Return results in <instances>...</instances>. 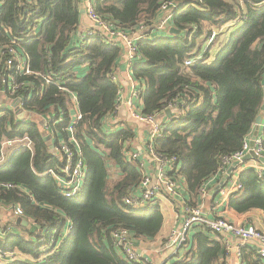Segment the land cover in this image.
<instances>
[{"label": "trees", "instance_id": "1", "mask_svg": "<svg viewBox=\"0 0 264 264\" xmlns=\"http://www.w3.org/2000/svg\"><path fill=\"white\" fill-rule=\"evenodd\" d=\"M93 4L100 17L128 33L140 25L150 31L136 41L132 65V76L141 86V111L153 114L171 108L154 148L177 158L185 189L197 197L202 182L218 171L221 158L241 149L261 112L264 0H93ZM81 9L82 0H0V95L6 90L2 79L11 56L7 49L13 47L27 57L32 71L18 77L26 110L56 117L62 112L68 118V91L76 94L82 119L75 133L86 166L82 196L61 195L47 173L60 163L44 141L40 120L36 115L20 119L7 104L0 107V145L3 138L23 135L33 144V152L20 148L0 166V209L19 206L27 221L3 223L18 230L0 239L3 249L28 257L8 264H150L128 260L111 239L118 227L127 228L133 238L154 236L161 214L156 205L147 215L141 209L151 205L132 207L122 201L141 179L137 160L123 152L134 134L127 129L106 134L102 123L116 102L118 85L109 75L123 51L99 36L80 43ZM166 11L170 16L166 29L153 32V23ZM170 25L178 33H169ZM228 27L232 30L224 43L207 44L212 29L220 30V37ZM188 59L193 62L185 65ZM85 64L86 70L81 69ZM44 74L58 77L66 90L45 83ZM262 122L264 146V115ZM112 168L119 176L110 183ZM252 171L248 168L241 175L247 193L231 200L234 209H264V182L255 174L246 177ZM69 223L72 228L66 232ZM199 229V253L192 264H223L222 240L205 226Z\"/></svg>", "mask_w": 264, "mask_h": 264}, {"label": "built area", "instance_id": "2", "mask_svg": "<svg viewBox=\"0 0 264 264\" xmlns=\"http://www.w3.org/2000/svg\"><path fill=\"white\" fill-rule=\"evenodd\" d=\"M165 5L162 9H165ZM82 14L91 23V26L86 27L85 30L78 34L80 43H84L89 37L99 36L103 38L107 43L111 45L122 46L124 53L125 72L129 82V90L127 95L123 92V87L118 83V78L115 75V68L110 73L109 78L117 83V95L116 102L111 112L103 120L102 128L106 134L114 133L125 128H117L119 122L117 121L118 111L121 106H124L127 115L134 121L142 123L147 128L146 136V152L149 156L150 162L154 164L152 171L148 173H141V179L126 196L122 198L124 205L132 207H144L154 205L162 198L173 200L180 195L182 185L179 174V161L174 156H166L157 152L154 148L156 140L162 137L163 130L166 122H163V117L167 107L161 113L144 114L138 104H141V86L140 83L132 76V65L136 59V41L147 38L150 31L148 28L140 25L139 28L128 33L127 31L118 28L111 21L100 17L94 9L93 0H82ZM168 16L163 17L159 21V28L166 25ZM11 55L6 61L7 75L2 79L3 84H6V90L2 94L7 95L5 97L6 104L13 109L18 118L28 119L32 115H36L42 125L43 136H50V144H53V148L50 149L57 161L60 163L58 168L51 167L47 173L50 174L56 182L58 192L66 198H72L78 196L85 184L86 166L83 158V154L80 150L79 142L76 137V127L82 119V114L78 108V99L76 94L68 91V107L70 109V115L67 118L66 115L59 113L56 117L54 113L49 114H35L32 111H28L24 108L25 92L20 90L24 88L23 82L18 80L19 76H23L32 71L29 68L28 59L25 55H20L15 52L13 47L7 49ZM192 59L186 60L185 65H190ZM43 78L45 83L55 85L58 89L66 90L63 84L58 80V77L53 78L51 74H44ZM3 97V95H0ZM5 104V105H6ZM13 104V105H12ZM179 113L178 111L176 114ZM64 123V124H58ZM107 124V129H105ZM56 127V131L53 127ZM57 127H60L58 129ZM251 136V135H250ZM246 137L240 150L225 155L221 158L218 171L211 177L218 178L224 177L227 174L228 168L234 163L237 165L245 162L244 157L253 152V156L259 158L264 157V146L262 135H256L253 138ZM253 142V145L251 143ZM130 141L124 144L123 152L132 160H138V153L133 151L129 147ZM127 146L129 148H127ZM20 148H27L33 152V144L27 135L21 137H14L12 139L3 138L0 145V160L6 158V160ZM9 151L8 155L4 153ZM253 170L256 178L264 182V163L255 159L253 163L248 165ZM247 166V167H248ZM246 165L241 167V170H245ZM182 177V176H181ZM210 177V178H211ZM209 178V179H210ZM202 182L199 187L198 196L201 199L207 196L209 190L210 180ZM6 187H11V184H4ZM220 194L226 197H230L235 192L242 188V182L238 177L233 180L232 173L229 174L228 179L224 184L219 187ZM231 194V195H230ZM230 195V196H229ZM184 201V200H183ZM156 205V204H155ZM12 210L14 218H23V211L19 206H13L11 208H4V210ZM8 211V210H7ZM181 225L178 228L173 229L166 241V247H174L175 254L186 249L189 245V232L194 226H205L213 234H223L225 255L235 254L238 258L242 256V250L251 245L255 246L257 259L261 264H264V232L256 229L253 226H244L241 224L232 223L223 217H212V214H205L202 211L201 205H190L183 202L181 209ZM72 228L69 223L66 226V232ZM13 231L12 226L0 225V239L5 238ZM111 239L113 245L118 248L121 253L130 261L133 262H147L148 259L137 253L135 250L132 235L129 230L124 227H118L112 230ZM28 259V257L20 255L16 250H4L0 244V264H8L16 261L17 259Z\"/></svg>", "mask_w": 264, "mask_h": 264}, {"label": "crops", "instance_id": "3", "mask_svg": "<svg viewBox=\"0 0 264 264\" xmlns=\"http://www.w3.org/2000/svg\"><path fill=\"white\" fill-rule=\"evenodd\" d=\"M164 12H160L158 19L153 23V32H159L164 31L166 29L167 23L162 28H159V21L164 17ZM170 17L169 15H167ZM83 19L81 22L80 28H78V32H82L85 30L86 27L91 26V23L86 17L83 15ZM169 21V18H168ZM167 21V22H168ZM230 26V25H229ZM172 27L171 25L168 27ZM229 29V27H228ZM229 29L225 35H221V40L219 44L226 41V37H228L229 33L231 32ZM218 44V45H219ZM218 45H215L212 48L211 55L213 56L215 51L218 49ZM120 46L122 49V46L120 44L116 45ZM122 52V50H121ZM81 69L86 70V64L81 66ZM115 75L118 78L119 85L123 87V92L125 95H127L129 90V82L128 78L126 76L125 72V62H124V53H121L120 59H118L117 64L115 66ZM4 96V94H2ZM5 98L0 97V107L5 105L6 103ZM141 108V105L138 104ZM264 115V113H263ZM117 121L119 124L117 125V128H125L129 130L132 134H134V138L130 141V149L133 151H136L138 153V168L140 175L141 173H148L152 171V167L154 166L153 162L151 163L149 160V156L146 152V136H147V128L142 123H139L137 121L132 120L128 115L127 111L124 106H121V108L118 111L117 114ZM163 117V122L168 121L166 116ZM263 124V122H262ZM262 124L258 127V134L262 135ZM256 127L254 126L252 132L248 135V137L253 138V133L256 130ZM105 129H107V124H105ZM257 134V135H258ZM251 135V136H250ZM263 137V135H262ZM249 138V139H250ZM251 143V142H250ZM253 156H250L245 160L243 164L236 165L233 167V170L231 171L233 180H235L237 177L241 180L242 173L248 169L251 168L248 165L254 162ZM261 163H264L263 161H259ZM246 165L245 170H241V167ZM232 166V165H231ZM248 166V167H247ZM230 168V167H229ZM113 170V168L111 169ZM115 177L114 179H118V173L116 170L114 171ZM253 171L250 173L248 172L246 174L247 176H253ZM223 178V177H222ZM221 177H211L209 180V190L207 193V196L203 199L197 195L192 196L188 193V191L185 189L184 185V177L180 176V181L182 185V189L180 192V195L174 198L173 200H168L165 198H162L158 202L154 203L156 204V207L158 206V209L161 214V224L159 226V230L157 233H155L154 236L144 237V236H138L133 239V244L135 247V250L137 253L141 254L143 257L147 258L148 261L146 263L150 264H192L195 262L198 258L199 253V233H200V226H194L192 230L189 232V245L186 249H182L178 253L175 254L176 249L174 250V247H166V241L170 234V232L180 227L181 225V214L180 209L183 204V202H188L189 200L192 201V205H201L202 211L205 214H212V217H223L224 219L235 223V224H241L244 226H253L256 229L264 232V209L260 207H251L249 209L245 210H237L234 209L230 202L231 200H235L239 197L244 196L247 193L246 186H244L242 182V188L235 192L234 194H230V197H226L223 194H220V188L218 185L220 184V181L222 180ZM261 187H259V190ZM264 190V189H263ZM184 200V201H183ZM186 200V201H185ZM151 208H143L141 211H144L145 214L150 215ZM4 211H0V223L3 225V223H10L13 220H16L17 218L14 217H6L5 218ZM202 227V226H201ZM13 231L18 232L16 228L13 227ZM218 238L222 240L223 244V250L225 249L224 245V235L223 234H216ZM215 235V236H216ZM224 253V252H223ZM247 260L254 261V264H261L260 261L257 259L255 246L251 245L247 247V249L243 252L242 256L238 258L235 254H230L229 256L222 255V261L223 264H245L247 263ZM145 263V262H144Z\"/></svg>", "mask_w": 264, "mask_h": 264}, {"label": "water", "instance_id": "4", "mask_svg": "<svg viewBox=\"0 0 264 264\" xmlns=\"http://www.w3.org/2000/svg\"><path fill=\"white\" fill-rule=\"evenodd\" d=\"M81 12H83V10H81ZM169 33H178V29H176L175 27H170L169 28ZM263 85H264V80H263ZM13 105V104H12ZM260 113L257 115V117H256V119H255V131H254V133H253V139H254V137L258 134V127L262 124V120H263V113H264V100H263V103H262V105H261V107H260ZM170 113H171V110L170 109H167L166 111H165V114L166 115H170ZM50 136L49 135H45L44 136V141H46L47 143H49L50 144ZM251 145H253V142L251 143ZM53 148V144H50V149H52ZM250 156H253V152L252 151H249V153L244 157V160H246L247 158H249ZM253 158L254 159H258L259 161H263V158L264 157H259V158H257V157H255V156H253ZM238 164V162H234L233 164H232V166H230V168H228V170H227V174L222 178V180L220 181V184L218 185V187H221L223 184H224V182L228 179V177H229V174L231 173V171L233 170V167L234 166H236ZM16 223H21L22 225H27V221L25 220V219H22L21 217H18L17 219H16Z\"/></svg>", "mask_w": 264, "mask_h": 264}, {"label": "rangeland", "instance_id": "5", "mask_svg": "<svg viewBox=\"0 0 264 264\" xmlns=\"http://www.w3.org/2000/svg\"><path fill=\"white\" fill-rule=\"evenodd\" d=\"M164 17H166L167 16V11L166 12H164ZM219 32H221L220 30H217V29H212V31H211V33H210V35H209V39H208V41H207V44H216V43H219L220 42V38H221V36L219 37V35H220V33ZM218 34V36L216 37V35ZM168 120H169V118H167ZM4 153H6L7 155H8V153H9V151L8 150H6ZM4 162H6V158L4 157V159H1L0 160V166L2 165V163H4ZM109 175H110V179H109V182L110 183H112L113 182V180H114V177H115V173H114V170H110L109 171ZM82 194L83 193H81L78 197H81L82 196ZM84 200H85V202L87 203V201L89 200V196L86 194L85 196H84ZM152 207V205L151 206H149L148 208H151ZM8 210V211H7ZM7 210H1L0 209V211H4V213L6 214L5 215V218L6 217H8L9 215V217H14L13 216V213H12V210H10V209H7Z\"/></svg>", "mask_w": 264, "mask_h": 264}]
</instances>
